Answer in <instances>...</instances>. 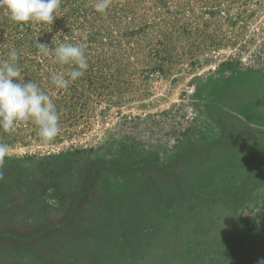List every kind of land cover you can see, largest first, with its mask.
I'll list each match as a JSON object with an SVG mask.
<instances>
[{"label":"rangeland","instance_id":"obj_1","mask_svg":"<svg viewBox=\"0 0 264 264\" xmlns=\"http://www.w3.org/2000/svg\"><path fill=\"white\" fill-rule=\"evenodd\" d=\"M96 3L68 0L82 10L31 26L16 49L63 123L47 144L30 121L0 129V264H257L264 0ZM40 40L84 44L85 75L56 89L70 69Z\"/></svg>","mask_w":264,"mask_h":264},{"label":"clouds","instance_id":"obj_2","mask_svg":"<svg viewBox=\"0 0 264 264\" xmlns=\"http://www.w3.org/2000/svg\"><path fill=\"white\" fill-rule=\"evenodd\" d=\"M61 0H0L10 19L18 24L37 23L52 25L56 19ZM110 0H97L95 10L106 14ZM44 51L54 53L55 61L69 67L67 72L52 74L51 81L56 89L66 90L72 83L83 77L89 68L85 45L82 43H60L58 46L38 44ZM18 53L12 49L8 59L0 63V129L13 132L21 122L30 121L38 128L42 143L53 141L60 132V116L53 99L35 82H25L18 67ZM11 146L0 143V167ZM3 174L0 173V179ZM257 264H264L261 259Z\"/></svg>","mask_w":264,"mask_h":264},{"label":"trees","instance_id":"obj_3","mask_svg":"<svg viewBox=\"0 0 264 264\" xmlns=\"http://www.w3.org/2000/svg\"><path fill=\"white\" fill-rule=\"evenodd\" d=\"M67 1L68 0H61V4H60V8L59 10L55 13L56 15V18L62 16L64 18V15H66L67 13L69 12H72L74 14L75 9H78V11L82 10V6L81 5H71L70 6H67ZM71 4V3H69ZM1 10H5L4 7L1 6L0 8ZM5 15H0V24L3 25L7 22V13H4ZM9 16V14H8ZM9 18V28L6 27L5 28V36L3 38H1V46H0V50H3L5 51L6 53H9L10 50L12 49H18V46H19V49L21 48L20 46L23 45L24 42H26L30 37H32V29H31V26H36L38 25L37 23H32V22H29V23H24V24H18V23H15L13 22L10 17ZM87 19L89 20V15H87ZM40 25H42V27H40ZM43 25L45 24H39V27H40V30L37 29V32H41V30L44 29ZM5 26V25H4ZM8 29V31H7ZM23 36H27V40L26 41H23L22 37ZM38 43L40 44H44V45H48L49 47L52 46V44H48L42 40L38 41ZM36 45V44H35ZM53 47V46H52ZM41 49V48H40ZM8 50V51H6ZM35 50V48L33 49V51ZM36 51V50H35ZM31 59L30 60H33L34 59V56L31 55L30 57ZM1 61V59H0ZM3 61V60H2ZM46 63V67L49 66V62H44ZM30 64V63H29ZM32 67L36 68V69H40L39 71H42L43 74L45 73H48L46 68L44 67V64L42 63H37L35 65V62L34 61H31V64H30ZM48 75V74H46ZM71 99H73L72 97H67L65 98V109L68 108V105H69V102L71 101ZM68 104V105H67ZM74 109V111L76 110V108L73 106L72 107ZM57 110H59V108H57ZM65 111V110H64ZM73 110H71L70 113H68V115H71L72 112H74ZM63 123V122H60V124ZM62 126V125H61Z\"/></svg>","mask_w":264,"mask_h":264}]
</instances>
